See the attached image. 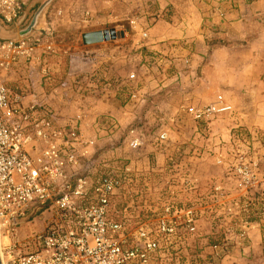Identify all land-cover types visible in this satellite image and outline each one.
I'll list each match as a JSON object with an SVG mask.
<instances>
[{
    "label": "built area",
    "instance_id": "2783aa9c",
    "mask_svg": "<svg viewBox=\"0 0 264 264\" xmlns=\"http://www.w3.org/2000/svg\"><path fill=\"white\" fill-rule=\"evenodd\" d=\"M41 2L0 0V27L17 34L13 38L0 36V235L8 239L0 246L2 264H210V252L203 253L217 245L210 246L206 240V245L199 246V212L193 205L170 199L155 218L135 223L114 214L112 199L131 184L133 164L124 156H110L96 164L94 155L103 144L100 137L86 135L85 113L80 106L66 107L65 101L71 97L66 91L73 90L78 96L95 94L99 100L124 95L125 103L144 102L148 96L141 92L143 83L137 80L136 70L112 78L86 77L75 59L69 61L65 77L54 84L51 64L38 49L39 38L30 31L20 34L30 11ZM199 4L205 9L208 28L214 18L225 19L222 0H199ZM139 38L133 48L139 57L136 66L149 71L146 52L153 53L162 66L159 83L178 82L184 68L193 69L191 51L184 56L171 54L190 48L187 43L161 38L157 40L159 48L152 52L146 29H140ZM78 58L88 66L94 65L87 57ZM21 64L29 69L27 89L34 84L39 91L28 92L12 78ZM230 110L231 106L218 96L212 103L188 108V113L194 121H206ZM95 121L105 135L112 137L120 130L119 121L111 114ZM194 131L198 132L196 126ZM241 136L235 135L237 141L231 144L235 151L227 155L225 150L214 158L221 175L212 181L210 196L218 202L234 194L238 199L233 205L241 211L263 204L264 213V168L250 149L252 143ZM167 138L168 132L160 130L155 147L163 148ZM124 143L135 150L143 140L127 137ZM190 143L194 144L184 142ZM184 144H177V149ZM168 161L176 164L172 158ZM95 164L98 173H86ZM191 182V178L185 179L187 185ZM227 213L234 218V207H227ZM39 214L43 229L20 236V227ZM251 221L246 216L237 224L238 238L248 241Z\"/></svg>",
    "mask_w": 264,
    "mask_h": 264
},
{
    "label": "rangeland",
    "instance_id": "374dc122",
    "mask_svg": "<svg viewBox=\"0 0 264 264\" xmlns=\"http://www.w3.org/2000/svg\"><path fill=\"white\" fill-rule=\"evenodd\" d=\"M198 4L199 0H51L40 11L30 32L39 38L38 49L51 64L54 84L65 77L69 61L74 59L77 65L82 66L79 69L83 70L82 75L86 77L93 74L95 78H112L136 70L137 80L143 83L141 92L147 94L148 100L125 103V96L117 95L107 98V104H100L101 107L95 94L78 96L73 90L66 91L71 96L65 101L66 107L77 105V99L91 100V104L99 107L85 116L86 135L91 138L100 137V143L103 144L94 155L96 164L110 156L129 157L133 164L131 184L125 185L123 192L112 199L111 208L116 210L114 214L125 216L135 223L145 218H155L170 199L175 203L193 205L199 212V246L202 248L206 245V240L210 246L217 245L216 249L210 247V264H236L232 258L235 257L233 253L250 246L249 238L246 241L237 237V224L246 216L249 220H257L259 212L263 213V204L254 205L243 212L239 206L233 205V201L238 199L234 198V194L220 198L218 202L214 201L210 196V186L221 175V168L215 164L214 158L222 155L225 150L227 155L235 151V146L231 144L237 140L230 128L238 125L241 139L253 143L249 145L250 149L261 159L264 168V115L255 111L260 103L264 107V97L258 96L260 90L255 89L244 100L237 92L220 89L218 84L205 81L203 78L207 74L204 68L208 59L196 62L195 56L190 61L193 69L184 68L177 83L168 84L169 81H165L167 85L161 87L157 82L162 78V66L152 57L153 53L146 52L149 71L144 70V73L136 66L139 57L133 49L140 40L139 32L142 28L148 31L152 52L159 48L157 40L161 38L184 42L193 47L195 37L199 35L202 45L206 40L203 37L208 36L206 29L209 28L206 23L199 22ZM40 5L30 11L22 28L30 24ZM213 27L214 22L211 21L210 28ZM112 28L124 32V35L99 42L83 40L85 34ZM207 39L210 48L213 39L210 35ZM187 52L188 49H177L171 54L184 56ZM78 57H87L94 65L88 66L80 62ZM190 70L193 74H190ZM218 73L222 75L221 71ZM207 77L210 80V72ZM12 78L17 79L20 82L18 84L28 92L38 89L34 84H29L27 89L25 80L30 78V74L25 64L19 66ZM154 81L148 86L144 84ZM218 96H222L231 106L228 113L210 116L206 121L192 119L188 108L212 103ZM105 114H111L120 124L119 132L112 134V137L95 126L94 120L101 119ZM194 126L198 132L194 131ZM258 126L263 129L253 135L255 138L251 140L247 130H256ZM160 130L168 132L165 146L161 149L154 144ZM136 136L143 140V144L138 149L130 150L124 141L127 137ZM218 140L224 146L215 147ZM190 141L194 144H184ZM182 143L183 147L177 149L176 145ZM169 158L175 160L176 164H171ZM96 164L91 170L86 169V173H98L99 167ZM186 178L192 179L189 185L185 183ZM194 185L193 189L187 190V187ZM124 207H127L125 212L122 211ZM227 207H234V218L229 217ZM261 219L264 225V215ZM42 229L43 219L39 214L25 222L18 233L20 236H30ZM0 237L1 244H7L8 239L3 235ZM257 250H261L264 256V243Z\"/></svg>",
    "mask_w": 264,
    "mask_h": 264
},
{
    "label": "crops",
    "instance_id": "0c3cea01",
    "mask_svg": "<svg viewBox=\"0 0 264 264\" xmlns=\"http://www.w3.org/2000/svg\"><path fill=\"white\" fill-rule=\"evenodd\" d=\"M232 5L234 9L231 8L229 10L228 7ZM221 7L224 9L223 11H226L225 19H213L214 27L206 29L208 36L203 37L206 40L202 45L199 39L200 36L196 35L193 47H187L191 53H195L191 55L190 58L195 56L196 59L194 61L196 62L208 59L204 70L207 75L210 72V80L206 75V77L203 78L205 81L208 80V82L210 81L212 84H218L220 89L223 88L227 91L237 92L244 100L248 99L250 91L259 89L260 92H258L257 95L263 98L264 0H222ZM198 8L200 12L198 13L199 22L205 24V9L200 4H198ZM209 35L213 39L210 48L208 45L209 40L207 39ZM214 42L221 45H215L216 43ZM205 56L207 58H205ZM192 67L194 68L193 65ZM219 71L222 72V75L218 73ZM190 74H193V72H190ZM150 83H155V81L145 84L148 86ZM157 83V85L161 86H165L166 84L165 82H163L165 84L162 82ZM106 100L107 99L98 100L99 107H101L100 104L106 105ZM77 105L80 106L85 116L86 113L95 111L98 107L91 104V100L86 101L82 99H77ZM261 106L262 103L259 104V107L256 108L255 111L264 115V107ZM237 127L239 126L234 125L230 129ZM250 129L251 128H248L247 131L250 133V139L252 140L255 138L253 135H257L256 133L263 128L258 126L256 130L251 131ZM217 143H220V141L218 140ZM262 215L264 214L259 212V218L257 217V220L251 221L252 223L248 228V236L250 239L248 245L250 246L242 250L238 249V251L233 253L235 257L232 258L236 264H264V256L261 255V250H257L259 245L264 243ZM205 251L209 253L210 249L206 248Z\"/></svg>",
    "mask_w": 264,
    "mask_h": 264
},
{
    "label": "water",
    "instance_id": "95a60500",
    "mask_svg": "<svg viewBox=\"0 0 264 264\" xmlns=\"http://www.w3.org/2000/svg\"><path fill=\"white\" fill-rule=\"evenodd\" d=\"M50 1L51 0H43V2H41V5L39 6L37 11L35 12L30 24L20 32L21 35L30 31V29L35 25L36 20L38 19V15H39L40 11L42 10V8L44 7V5ZM122 35H124V32H119V31H116L115 29L112 28L110 30H104V31H100V32L97 31V32L86 34V35H84L83 40H86V42H99L102 39H104V40L115 39V38H118ZM0 36L3 38H13V37H16L17 34L6 32L5 30H3L0 27ZM0 264H2L1 258H0Z\"/></svg>",
    "mask_w": 264,
    "mask_h": 264
},
{
    "label": "trees",
    "instance_id": "16d2710c",
    "mask_svg": "<svg viewBox=\"0 0 264 264\" xmlns=\"http://www.w3.org/2000/svg\"><path fill=\"white\" fill-rule=\"evenodd\" d=\"M232 132H233L234 135H236V136H238V137H240L241 134H242L240 128H234V129L232 130Z\"/></svg>",
    "mask_w": 264,
    "mask_h": 264
},
{
    "label": "bare ground",
    "instance_id": "6f19581e",
    "mask_svg": "<svg viewBox=\"0 0 264 264\" xmlns=\"http://www.w3.org/2000/svg\"><path fill=\"white\" fill-rule=\"evenodd\" d=\"M1 237H0V246H1ZM0 258H1V260H2V254H1V248H0Z\"/></svg>",
    "mask_w": 264,
    "mask_h": 264
}]
</instances>
